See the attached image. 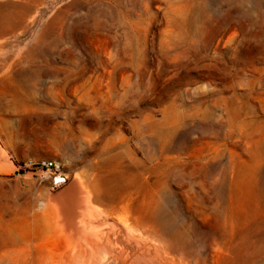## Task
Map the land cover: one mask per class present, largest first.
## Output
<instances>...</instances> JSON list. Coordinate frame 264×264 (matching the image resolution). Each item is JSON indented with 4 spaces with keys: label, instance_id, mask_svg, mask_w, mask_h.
I'll return each instance as SVG.
<instances>
[{
    "label": "rangeland",
    "instance_id": "obj_1",
    "mask_svg": "<svg viewBox=\"0 0 264 264\" xmlns=\"http://www.w3.org/2000/svg\"><path fill=\"white\" fill-rule=\"evenodd\" d=\"M114 178L176 264H264V0H0V264L9 213Z\"/></svg>",
    "mask_w": 264,
    "mask_h": 264
},
{
    "label": "bare ground",
    "instance_id": "obj_2",
    "mask_svg": "<svg viewBox=\"0 0 264 264\" xmlns=\"http://www.w3.org/2000/svg\"><path fill=\"white\" fill-rule=\"evenodd\" d=\"M105 185L126 196L76 182L67 195L75 212L65 207L71 216L54 201L9 213V264H139L142 255L149 264H176L170 242L157 234L153 194L143 198L136 184L119 178Z\"/></svg>",
    "mask_w": 264,
    "mask_h": 264
},
{
    "label": "built area",
    "instance_id": "obj_3",
    "mask_svg": "<svg viewBox=\"0 0 264 264\" xmlns=\"http://www.w3.org/2000/svg\"><path fill=\"white\" fill-rule=\"evenodd\" d=\"M41 166L46 167L48 169H52L53 168V163L52 162H42ZM66 179H67L66 177H59V178H57L56 182L58 184H62V183L66 182Z\"/></svg>",
    "mask_w": 264,
    "mask_h": 264
}]
</instances>
